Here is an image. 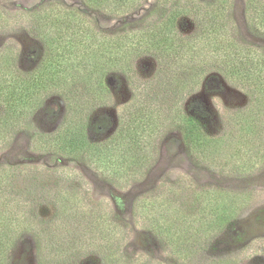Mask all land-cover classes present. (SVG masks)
<instances>
[{
    "label": "rangeland",
    "instance_id": "rangeland-1",
    "mask_svg": "<svg viewBox=\"0 0 264 264\" xmlns=\"http://www.w3.org/2000/svg\"><path fill=\"white\" fill-rule=\"evenodd\" d=\"M197 1L211 5L218 0ZM253 1L229 0L232 34L239 43L264 53V29L251 20ZM49 5L72 10V14L68 22H54L44 28L52 36L46 44L36 37V25L27 16ZM168 9L159 0H143L124 14L110 15L86 0H0L5 18L0 27V169L31 171L29 176L37 177L35 184L41 182L49 188L60 183L80 188L85 202L105 206L125 224L122 254L127 260L147 264H264V118L251 119L256 112L254 86L239 85L228 80L223 71L207 67L201 83L188 88L179 112L202 121V145L212 153L210 163L189 154L179 125L166 122L164 132L150 140L149 151L154 156L150 164H135L131 158L123 162L120 151L124 148H115L100 163V171L94 167L89 154L95 145L116 135L124 109L136 101L134 87L120 71L106 75L108 103L94 106L86 132L92 142L89 149L66 159L34 147L38 134L54 135L63 126L67 115L63 92L72 91L79 99L100 97V34L129 36L133 30L158 23ZM195 25L192 19L182 17L177 29L183 37L192 36ZM190 57L195 58V53ZM132 66L137 84L157 87L158 72L163 67L156 57L142 55L132 60ZM141 167L147 173L144 178L124 180L127 183L123 181L121 186L101 174L102 169L123 173ZM61 171L69 173L70 179H61ZM27 183L29 179L22 181L23 186ZM213 191L239 194L243 211L217 237L204 242L192 240L191 261L172 254L134 209L137 200L163 193L178 196L186 208L185 204L205 203ZM37 214L45 221L51 218L49 201L42 202ZM10 263L39 264L35 241L29 235L20 237ZM71 264L101 262L97 253L89 251Z\"/></svg>",
    "mask_w": 264,
    "mask_h": 264
},
{
    "label": "trees",
    "instance_id": "trees-1",
    "mask_svg": "<svg viewBox=\"0 0 264 264\" xmlns=\"http://www.w3.org/2000/svg\"><path fill=\"white\" fill-rule=\"evenodd\" d=\"M86 1L102 12L118 15L140 5L143 0ZM159 3L169 9L158 23L133 30L129 36L100 34V97L79 99L72 91L63 92L67 106L64 124L54 135L38 134L34 142L37 150L69 159L92 146L86 132L91 125L94 106L108 103L106 75L109 72H122L134 87L138 99L136 97V101L124 109L116 135L95 145V150L89 154L91 163L98 170L100 163L115 148H124L120 151L123 162L131 158L135 164H150L154 157L149 151L150 140L164 132L166 122L179 125L189 154H194L203 163H210L212 153L202 145L205 135L202 121L179 112L188 88L201 83L207 67L223 71L228 80L239 85L254 86L256 112L251 119L264 118V75L256 74L264 72V53L234 39L229 0H218L211 5L197 0H159ZM71 11L49 5L27 17L36 25V37L48 44L52 36L44 28L54 22H68ZM251 11V20L259 29H264L261 28L264 27L263 0H254ZM182 17L192 19L196 24L194 35L183 37L178 32L177 23ZM4 23L5 18L0 12V27ZM194 53L196 57H190ZM145 54L156 57L163 67L158 72L160 81L156 88L150 83L137 84L132 60ZM11 126L7 124L8 130ZM262 141L264 144V139ZM30 174L31 171L20 168L0 169V264H11V253L23 235H29L35 241L39 264H71L72 260H80L89 251L97 253L101 264H147L143 260L124 258L122 248L127 228L105 206L85 202L83 191L77 187L60 183L49 188L41 182L35 184L37 177ZM101 174L121 186L124 180H138L147 173L141 167L123 173L111 168L109 171L102 169ZM60 175L61 179L71 176L65 171ZM24 179H29L25 186L22 185ZM239 196L213 191L209 192L205 203L185 204V208L178 196L172 198L163 193L137 200L134 209L149 222L172 254L191 261L192 240L204 242L207 238L217 237L239 218L244 203ZM46 200L53 211L47 221L36 215L37 208Z\"/></svg>",
    "mask_w": 264,
    "mask_h": 264
}]
</instances>
